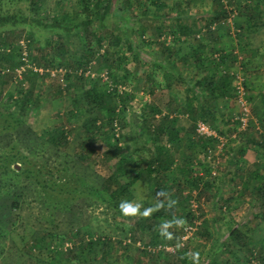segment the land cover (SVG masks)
Instances as JSON below:
<instances>
[{"label": "trees", "instance_id": "obj_1", "mask_svg": "<svg viewBox=\"0 0 264 264\" xmlns=\"http://www.w3.org/2000/svg\"><path fill=\"white\" fill-rule=\"evenodd\" d=\"M12 1L0 0L1 84L12 83L15 69L22 64L19 59L22 51L19 41H23L28 47L30 62L49 71L56 68L66 70L65 84L57 87V95L61 96L63 92L71 94L69 90H72L73 94L71 107L62 115L64 123L41 135L27 125L26 116L29 108L39 97L36 89L31 87L38 80L42 83L53 81L49 73L37 75L31 71L25 72L21 81L16 83V90L11 92L13 94L1 98L4 90L0 91V264H28L31 260L39 263L32 258L36 251L49 256L47 264H71L76 259L73 255L75 251L73 248L67 249L62 246L72 238L78 244L74 248L80 252L91 253L95 248H101L103 257L100 264H108V251L112 248L115 251L120 249L124 254L128 249L135 248L138 253L132 264H142V259L146 258L150 259L152 264H187V257L184 256L185 247L181 244L182 234L175 231V224H172L167 229V232L171 233V238H168L161 235L163 231L161 226L177 218H182L184 223L192 225L194 215L187 208L192 197L191 192H195L199 202L200 198L205 197V192L214 188L211 168L207 163H202L198 155L206 156L208 152L215 150L214 147L219 141L217 137H200L195 133V129L198 122L207 125L209 118L212 122L215 121V113L206 109L204 104L209 101L220 102L231 92V77L225 73L221 74L220 71L223 66L232 65L237 56L231 53H218L219 38L210 26L203 35L204 39L187 44L184 49L173 47L179 42L177 33L173 32V41L167 43L163 39L160 41L162 33L157 29V38L160 42H156V46L160 51L153 58L156 64L152 70L153 77L160 70L158 67L164 66L167 59L174 56H178L184 65H189L191 61L203 73L192 86L193 100L187 99L185 104L179 106L173 98L167 96L165 102L167 115L161 114L158 99L150 100L148 115L141 119L139 127H136L140 132L139 142L142 145L132 154H128L119 145L118 132L127 124L121 117L124 107L122 111L118 109L119 103L126 102L129 95L126 92H119L118 76L113 70H124L125 79L129 78L130 73L125 68L124 57L116 56V49L113 51V47H119L121 44L119 36L114 35L107 27L108 18L113 17L116 12L124 16L131 14L128 1L124 6L114 8V0H80L82 18L72 26L60 24L64 17L53 18L52 22L48 23L46 18L49 14L42 13L44 7L39 0H26L27 9L18 7L11 9ZM211 1L214 6L211 14L215 21L227 19L233 7L240 8L243 4L242 0H227L226 4L223 0ZM151 4L157 10L163 6L161 0H152ZM248 8L246 5L247 10ZM132 16L137 20L147 17L144 11L139 16ZM120 19L122 22L126 20L121 17ZM56 29L67 35H72L78 30L75 36L78 37L77 48L80 45V49L76 59H71L67 45L57 35H53V39L44 38L42 44L35 39L38 31L40 33L41 30H49L52 34H57ZM117 29L129 34V30L124 27L119 26ZM125 41L127 49L138 57L137 48L130 38H126ZM31 45L36 51L35 55L30 51ZM206 49H209V58L205 54ZM214 53L218 55L215 61L211 60ZM94 61L98 63V71L95 73L92 71L93 78L77 74L79 69H90V64ZM104 75L107 81H102ZM150 82L151 94L159 84L153 78ZM25 86L30 90L25 89ZM16 95L19 98L15 97ZM251 110L255 115L260 109L253 107ZM158 115H161L160 119H156ZM180 115L190 117L194 123L190 125L189 131L187 130V136L183 137L180 136L181 129L177 125ZM79 117H81L79 152L70 155L67 152L70 144L67 125L71 126ZM258 121L264 132V119L261 115ZM194 133L196 137L191 136ZM96 139L104 142L107 148L101 157L102 164L108 168L106 175L95 171V163L89 160V153L93 151L90 143ZM110 140H113L114 144L110 143ZM242 142L247 143L249 139ZM253 143L264 148V135L259 134V140ZM240 146L234 148L232 152L241 153L243 149ZM17 164L20 166L17 167ZM242 177L246 180L243 181L244 185L256 183L252 189L255 197L263 203L264 164H255L253 170H248L246 174L243 172ZM137 184L145 185L150 191L146 200L137 203L153 207L157 202H161L163 206L146 218L140 215L137 225L134 222L136 217H131V223L123 225L121 229L128 237L115 240L100 237L87 239L90 235L89 230L80 228L69 234L55 231L57 224L54 225V222L58 218H64L70 224L74 221L71 203L76 200L84 198L88 204L104 205L108 210L111 208L119 211L118 205L121 201L135 202L132 190ZM158 193L160 195H157ZM215 194L217 195V192ZM170 200L175 201L172 207L168 206ZM25 205H28L30 210L40 208L37 213H47L49 216H38L36 221L49 223L46 224L48 227L39 224L37 225L39 228L31 233L29 240L25 241L20 237V248L14 249L11 241V247L6 248L8 240L14 239V234L8 238L10 225L15 219L19 220L20 208ZM256 217L264 221L263 212ZM20 224L26 229V222L20 221ZM204 231V236L209 237V230L205 228ZM228 238L246 248L248 262L257 260L258 264H264V245L258 249L252 248L236 228L229 231ZM153 247L154 249L159 247L156 253L153 252ZM167 248H171L172 252L167 251Z\"/></svg>", "mask_w": 264, "mask_h": 264}, {"label": "rangeland", "instance_id": "obj_2", "mask_svg": "<svg viewBox=\"0 0 264 264\" xmlns=\"http://www.w3.org/2000/svg\"><path fill=\"white\" fill-rule=\"evenodd\" d=\"M39 1L44 7L42 13L49 14V17L46 18L48 23H51L53 18L64 17V21H61L60 24L72 26L73 23L79 22L82 18L80 0ZM126 1H128L131 14L124 16L116 12L113 17L108 18L107 27L114 35L119 36L121 44L119 47H113V51L116 49L115 55L124 57L125 68L130 73L129 78L125 79L124 70H113L115 71L113 73L118 76L119 85L117 88L119 92H126L129 95L126 102L119 103L120 108L118 109V111H122V107H124L123 116L121 117L127 124L124 129L118 132L119 145L128 154H132L137 147L142 145L139 142L140 132L136 127H139L140 120L145 119L148 115L150 100L158 99L157 104H160L161 114L167 115L168 113L165 110L167 96L173 98L179 106L185 104L187 99L193 100L194 89L192 86L195 81L201 78L203 73L191 61L188 63L189 65H184V62H181L178 56H174L167 59L164 66L158 67L160 70L153 77L152 70L156 65L153 58L160 51L159 47L156 46V42L162 41L161 39L167 43L172 42V33L175 32L178 34L179 42L174 44V49H184L187 44L204 39L203 35L210 26L219 38L218 53H231L237 56L232 65L227 64L220 71L221 74L225 73L231 77V92L220 102L209 101V103L205 102L204 104L206 109L215 113V121L212 122L209 118L206 124L208 128L213 127V130L209 128L210 131L216 135L219 142L221 141L220 143L224 144L221 147L218 143L214 147L215 150L208 152L206 156L198 155L199 160L202 163H207L214 173V175H211L214 188L205 192V197L200 198L199 202H197L195 192H191L192 197L187 208L194 215L192 225L184 223L175 225L174 228L175 231L182 234L181 244L185 247L184 256L187 257V264H193L191 257L193 252L199 253L198 264H258L257 260L248 262L246 248L230 240L228 236L229 231L236 228L240 235L247 239L249 246L252 248L258 249L264 245V221L256 217L257 214L264 213V202L261 203L255 197L256 194L252 187L254 188L256 183L244 185L243 181L246 180L243 178L244 176L241 178L242 173L246 174L248 170H253L255 164H264V148L253 143L259 140V134L264 135L258 121L260 115L264 119V109H262L264 108V0H242L243 4L240 8L233 7L227 19L218 21H215L214 16L211 14L214 8L211 0H161L163 6L159 10L151 4L152 0H114V8L124 6ZM226 1L223 0V3L226 4ZM10 4H12L11 9L17 7L21 9L28 8L26 0H13ZM246 5L249 6L248 10ZM142 11L146 12V18L141 20L133 18L132 15L139 16ZM154 16L156 18H153ZM120 17L126 20L122 22ZM119 26L129 30V34L120 32L117 29ZM157 29L162 33L160 41L157 38ZM81 30L82 28H80ZM75 32L78 33V30ZM75 32L72 35H67L58 29L55 32L57 34H52L49 30H41L40 33L37 32L35 39H38L39 43L42 44L44 38L53 39V35L59 36L67 45L69 55L74 60L78 57L80 49V45L77 48L79 40L75 36ZM126 38H130V41L136 46L138 57L134 52L127 49ZM30 51L32 55L36 54L32 45ZM208 53L209 49H206L205 54L207 57L209 56ZM217 56V53H214L211 55V60L215 61ZM97 67L98 63L94 61L87 71L94 74L98 71ZM152 78L158 82L159 86L156 85L155 91L150 94V80ZM5 80H8V78H5ZM6 83L3 85L0 82V91L4 90L1 98H5L7 94H13L11 92L16 90L15 85L17 82L14 79L12 83ZM58 86H60L59 83L53 79V81L47 83L38 80L31 87L34 90L36 89L39 97L29 108L26 121L27 125L37 134L42 135L44 132L64 123L62 115L71 107V94L73 92L69 90L71 94L63 92L59 96L56 93ZM236 87L243 89V101H245L246 110L248 111L247 117L243 115V112L245 114L246 112L242 111L240 106L242 101ZM27 88L28 86H25V89ZM15 97L19 98L17 95ZM163 97L165 100H162ZM193 103L195 106L197 105L195 101ZM253 107H259L260 109L259 112L256 111L255 115L252 114L251 109ZM160 117L161 115H158L156 119H160ZM241 118H243L244 124L240 122ZM80 123L81 117L74 120L71 126L67 125L70 141L67 152L70 155L79 152L81 141ZM192 124L194 123L190 120V117L178 116L177 125L181 129V137L187 134L186 132L189 131ZM195 133L191 136L196 137L197 133ZM239 134H242V136ZM244 139H249V142L243 143ZM110 143L114 144V141L110 140ZM90 144L93 151L89 153V160L95 163L94 170L106 175L108 168L102 164L101 158L107 150L105 143L96 139ZM238 146L242 147L243 151L241 153L232 152ZM18 165L17 167L20 166ZM142 185L137 184L132 190L135 200L132 203L134 204L137 201L146 200L149 196L150 191L146 189L145 185ZM76 201L71 203L73 204V212L71 213L72 218H74L71 224L66 222L64 218H58L54 222V225L57 224L55 231L58 233L69 234L75 229L81 228L90 231L87 239L98 237L112 240L124 239L128 236L121 231L123 225L130 224L131 217H136L135 221L133 219L132 221L136 225L138 224L139 214L136 216H123L118 210L111 208L108 210L104 205L88 204V201H85L84 198ZM27 206L20 208L21 217H19V220L15 219L10 225L8 238L14 234V239L10 238L8 240L6 248L11 247V245L14 249L20 248V237L24 238L25 241L29 240L31 233L39 228L37 225L48 227L46 224L49 223L37 222L36 219L38 216L49 215L47 213H37L40 208L30 210ZM147 207L142 205L140 211ZM28 217L30 218L28 219ZM20 221L26 222V229L22 227ZM205 228L209 230V237L203 234ZM10 241L16 242L14 243L16 246L13 243L11 244ZM77 245L72 238L62 246L67 249L73 248L75 251L73 255L76 256V259L71 264L101 263L103 257L101 248L97 247L93 252L88 253L75 249L74 247ZM158 248L154 249L153 247V252L156 253ZM166 250L172 252L171 248ZM137 253L135 248L128 249L125 254L120 249L115 251L112 248L108 251L107 262L108 264H132V260L134 261L137 257ZM127 257L130 260L127 261ZM32 258L38 260L39 263L31 260L28 264H47L49 260L46 253L37 251ZM183 260L181 261L184 262ZM142 264H152V261L148 258L142 259Z\"/></svg>", "mask_w": 264, "mask_h": 264}, {"label": "built area", "instance_id": "obj_3", "mask_svg": "<svg viewBox=\"0 0 264 264\" xmlns=\"http://www.w3.org/2000/svg\"><path fill=\"white\" fill-rule=\"evenodd\" d=\"M19 44L21 46V54L19 56V59L21 61V65L19 67H17L15 69V76H14V81L15 82H18V81H21L22 79V76L25 72H28V71H31L37 75H42L43 73H46L48 72L50 77L55 79L57 83H59L60 86H63L65 84V76H66V70L63 69V68H56V69H53V70H47V69H44L42 67H39L37 66L36 64L30 62V60L28 59V47L26 46V44L23 42V41H19ZM89 69H86V70H83V69H79L77 70V74L78 75H83L85 77H90V78H93L94 77V74H92L90 71H87ZM103 81H106L107 80V77L104 75V77L102 78ZM237 89V93L240 94L239 98H241L240 100L242 101L240 103V106L242 108V111L244 110L246 112V114L243 112V115L245 117H247V108H246V104H245V101H243V89L241 87H236ZM240 122H243V118L240 119ZM244 124V122H243ZM196 133L198 136L200 137H205V138H208V137H216V135L210 131V129L208 128L207 125H205L204 123L202 122H198L196 124V129H195ZM219 141V140H218ZM221 142V141H220ZM219 142V143H220ZM221 147H223V143H220ZM212 174L214 175V173L212 172Z\"/></svg>", "mask_w": 264, "mask_h": 264}, {"label": "clouds", "instance_id": "obj_4", "mask_svg": "<svg viewBox=\"0 0 264 264\" xmlns=\"http://www.w3.org/2000/svg\"><path fill=\"white\" fill-rule=\"evenodd\" d=\"M157 195H160L158 193ZM175 204L174 200L169 201V207H172ZM163 204L161 202H157L153 207H147L144 208L143 211H140L142 208V205L139 203H132L131 201L128 200H123L120 202L118 205L119 211L123 216H136L137 214L141 215L142 217H148L150 216L154 211L158 210L160 207H162ZM172 224L175 225H182L184 224V220L182 218H177L173 221H168L162 224V229L163 231L161 232V235H165L168 238H171V233L167 232V229L172 226ZM193 264H198V259H199V253L198 252H193L191 254Z\"/></svg>", "mask_w": 264, "mask_h": 264}]
</instances>
